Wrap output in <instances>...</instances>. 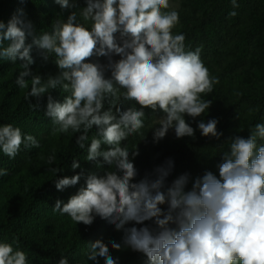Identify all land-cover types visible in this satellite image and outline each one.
<instances>
[{"label": "clouds", "instance_id": "obj_1", "mask_svg": "<svg viewBox=\"0 0 264 264\" xmlns=\"http://www.w3.org/2000/svg\"><path fill=\"white\" fill-rule=\"evenodd\" d=\"M55 2L61 9L75 7L69 0ZM231 2L234 9L239 6L237 0ZM85 3L79 13L83 23H77V12L71 11L66 21L56 20L51 34L39 37L33 36L22 10L7 23L0 20V58L21 61L15 83L21 89L30 84L25 99L39 101L46 96L45 115L53 123V135L76 134L75 144L86 149L84 160L97 167L101 161L107 165L101 176L88 174L85 185L66 203L57 199L53 212L85 226L96 217L118 230L129 222L141 225L127 228L123 242L142 253L147 264H264V144H258L264 141V123L255 124L247 138L230 137L217 165L218 175L206 171L192 180L191 188L187 173L167 183L174 166L170 158L154 170V179L136 182L137 170L123 142L133 135L144 138L146 110L164 114L153 130V142L163 139L170 129L178 139L194 137L195 129L185 117L195 120L207 113L212 100L206 97L219 79L204 65L201 49L186 51L184 34L173 31L180 17L168 10L169 0ZM229 15L234 17L236 12ZM30 36L31 43H26ZM34 47L45 60L55 57L57 75L32 74ZM101 57L106 63L99 62ZM58 88L67 94L62 101L51 95ZM121 100L134 105L125 109L118 106ZM31 106L35 109L39 104ZM217 123L215 118L201 119L197 128L202 136L219 139ZM93 126L97 132L90 137ZM21 145L40 147L33 135L22 133L19 127L0 126L3 154L15 158ZM131 154H139L136 145ZM55 160L53 150L46 162ZM80 167L73 159L71 168ZM50 171L56 177L63 169ZM6 174V169H0V176ZM81 176L57 178L55 188L63 192L76 186ZM110 243L112 249L121 248L115 241ZM100 258L104 264H116L108 245L96 240L89 244L87 260L99 264ZM0 264H29L17 240L0 242ZM58 264H69L67 257H61Z\"/></svg>", "mask_w": 264, "mask_h": 264}, {"label": "trees", "instance_id": "obj_2", "mask_svg": "<svg viewBox=\"0 0 264 264\" xmlns=\"http://www.w3.org/2000/svg\"><path fill=\"white\" fill-rule=\"evenodd\" d=\"M73 2L75 7L61 9L55 0H0V20L7 23L22 10L23 18L32 25L33 36L39 37L45 32L51 34L56 20L66 21L71 11L77 12V23H83L79 13L86 7L85 0H69L70 4ZM237 4L234 9L231 0H178L173 10L179 13L180 22L173 31L184 34L186 51L201 49V60L219 83L206 97L212 100L207 113L195 120L185 117L195 129L194 137L178 139L174 134L153 142V130L158 125L150 119L156 112L146 110L145 127L141 130L144 138L133 135L123 142L130 149L129 159L137 170L136 182L154 179V170L170 158L174 166L167 183L187 173L188 188H191L192 180L206 171L218 175L217 165L221 154L228 150L226 141L230 137L247 138L255 124L264 123V0H237ZM232 11L236 12L234 17L229 15ZM86 26L91 27L90 23ZM32 38L28 37L26 43H31ZM32 55L33 75L46 78L58 74L54 56L45 60L35 47ZM96 61L93 57L92 62ZM99 62L106 63V59L101 57ZM20 63L0 58V126L19 127L22 133L33 135L40 147L26 149L21 145L15 158L0 151V169L7 170L6 175L0 176V242L17 240L19 248L27 253L29 264H58L61 257H67L69 264H95L87 260V253L89 244L96 240L108 245L116 264H147L142 253L123 242L127 228L141 225L129 222L118 230L114 224L96 217L90 226H85L71 221L66 214L53 212L57 199L66 203L85 185L88 174L101 176L107 165L101 161V167H97L95 162L85 161L86 149L81 150L75 144L76 134L53 135V123L45 115L47 97L27 100L30 84L28 89H21L15 83L22 71ZM51 95L62 101L67 94L58 88ZM37 103L39 107L34 109L31 104ZM133 105L132 101L118 103L125 109ZM108 106L106 101L105 110ZM213 118L218 121L217 131L222 134L219 139L204 137L197 128L201 119L207 122ZM96 132L93 126L89 136ZM258 144L264 141L258 140ZM135 145L139 154L133 157L131 149ZM106 147L101 145L102 149ZM53 150L56 160L48 164L47 157ZM73 159L80 163V168H71ZM53 167H61L63 171L55 177L50 171ZM78 173L82 176L76 186L63 192L55 188V179ZM111 241L119 243L121 248L112 249ZM99 264H104L102 258Z\"/></svg>", "mask_w": 264, "mask_h": 264}, {"label": "rangeland", "instance_id": "obj_3", "mask_svg": "<svg viewBox=\"0 0 264 264\" xmlns=\"http://www.w3.org/2000/svg\"><path fill=\"white\" fill-rule=\"evenodd\" d=\"M169 3H170V9L168 10H173L177 7V4H178V0H169ZM163 113L157 111L153 117L150 119V121L153 123V124H156L159 126V122H160V118L163 117ZM174 135V130L170 129L168 131V133L166 134L167 137H172Z\"/></svg>", "mask_w": 264, "mask_h": 264}]
</instances>
